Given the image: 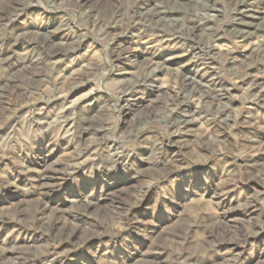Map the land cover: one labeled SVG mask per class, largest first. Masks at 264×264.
I'll list each match as a JSON object with an SVG mask.
<instances>
[{
  "label": "rangeland",
  "instance_id": "rangeland-1",
  "mask_svg": "<svg viewBox=\"0 0 264 264\" xmlns=\"http://www.w3.org/2000/svg\"><path fill=\"white\" fill-rule=\"evenodd\" d=\"M0 264H264V0H0Z\"/></svg>",
  "mask_w": 264,
  "mask_h": 264
}]
</instances>
